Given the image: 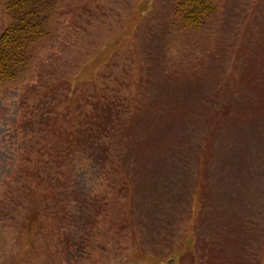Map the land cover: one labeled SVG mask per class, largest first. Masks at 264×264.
<instances>
[{"label":"rangeland","instance_id":"obj_1","mask_svg":"<svg viewBox=\"0 0 264 264\" xmlns=\"http://www.w3.org/2000/svg\"><path fill=\"white\" fill-rule=\"evenodd\" d=\"M21 1L0 0V35ZM28 1L44 36L0 83V264H219L194 228L227 129L264 174V0L192 25L178 0ZM261 220L221 242L234 264L262 255Z\"/></svg>","mask_w":264,"mask_h":264},{"label":"crops","instance_id":"obj_2","mask_svg":"<svg viewBox=\"0 0 264 264\" xmlns=\"http://www.w3.org/2000/svg\"><path fill=\"white\" fill-rule=\"evenodd\" d=\"M240 133L246 137L241 131H232L227 129L225 139L221 143L222 158V180L218 186L208 188V196L204 197L205 201L201 213L194 228L195 243L192 241L194 257H198V248L202 246L204 249L213 248L220 255L218 256L219 264H234L235 258L230 251H223L222 243L231 246L239 241L241 237H246L247 233L254 234L255 230L261 224V210L264 209V174L260 171L261 160H258V153L255 150H243L242 144L245 140H241ZM234 138V139H233ZM215 176H218L216 174ZM216 190V192H213ZM213 201V206L207 205V200ZM198 197H194V203L198 207ZM200 207H198V213ZM215 212L220 218L217 221H211L208 214ZM236 212L240 216L238 221L234 223L223 220L224 215ZM197 213V214H198ZM226 230H222V224ZM210 228L215 232L210 231ZM225 235V238H224ZM256 236H253V239ZM223 238L225 240H223ZM223 240V241H222ZM250 253H245L240 257L242 264H264V248L262 255L252 245ZM212 263V258L205 259ZM204 264H207L206 262Z\"/></svg>","mask_w":264,"mask_h":264},{"label":"trees","instance_id":"obj_3","mask_svg":"<svg viewBox=\"0 0 264 264\" xmlns=\"http://www.w3.org/2000/svg\"><path fill=\"white\" fill-rule=\"evenodd\" d=\"M212 0H178L174 10L184 24H200L203 15L212 9ZM20 15L16 22L8 25L0 35V83L16 79L28 62L26 49L44 36L41 24L34 18L37 12L29 7L28 0L19 4ZM44 9V8H43ZM46 9H44L45 13ZM33 17V20L30 19Z\"/></svg>","mask_w":264,"mask_h":264}]
</instances>
